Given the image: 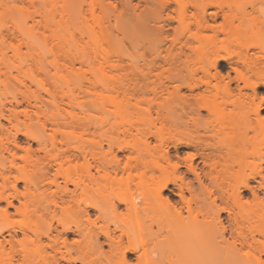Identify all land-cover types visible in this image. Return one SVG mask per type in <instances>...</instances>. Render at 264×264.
Returning <instances> with one entry per match:
<instances>
[{
  "label": "bare ground",
  "instance_id": "bare-ground-1",
  "mask_svg": "<svg viewBox=\"0 0 264 264\" xmlns=\"http://www.w3.org/2000/svg\"><path fill=\"white\" fill-rule=\"evenodd\" d=\"M41 1L14 19L20 32L28 18L52 25ZM64 2L71 46L26 53L40 69L48 53L61 61L90 111L18 113L45 100L21 89L0 109V264H264V11L254 19L238 0ZM141 31L152 58L137 72L124 58ZM107 101L110 123L96 113ZM141 102L136 120L154 127L107 139L134 127L124 113Z\"/></svg>",
  "mask_w": 264,
  "mask_h": 264
},
{
  "label": "rangeland",
  "instance_id": "rangeland-1",
  "mask_svg": "<svg viewBox=\"0 0 264 264\" xmlns=\"http://www.w3.org/2000/svg\"><path fill=\"white\" fill-rule=\"evenodd\" d=\"M34 1V3H32ZM45 8L50 19H52V25L46 27L43 23H36L31 18H28L27 24L24 26L23 33L18 30L15 25L14 19L23 16H31L36 10L35 6H41V0H0V47H4L6 56L4 60H0V109H4L7 112V108L10 107L12 102V96L15 92H21L25 90L26 93L33 98L41 97L45 99L43 102L42 109H36L28 105L26 100H23V95L18 94L19 100L22 101V105L17 107L18 113H89L90 110H84L77 102L82 100H77L73 93L64 83L62 75L69 73V69L53 60V55L48 53L46 58H44L43 69H40L37 65V55L32 57L31 54L26 53L27 49L30 47V43L37 50H45L49 52L50 50L58 51L62 49H67L71 46V29L70 23L67 19V11L65 7L64 0H44ZM239 5L246 4L248 11L253 12L252 17L257 18L259 16L263 17L264 11V0H238ZM26 17V18H27ZM24 19V18H23ZM26 20V19H24ZM250 23V22H248ZM247 26V25H246ZM142 33V34H141ZM139 32L136 40L141 38L140 42L134 41L136 44L138 42V48L134 57L124 58V63L128 64V68L133 69L137 72L140 70H148L150 67V59L152 58L151 51L146 50L150 47V43L153 42L152 37L146 34V31ZM249 33L246 34L248 37ZM150 39V41H144ZM148 38V39H147ZM152 40V41H151ZM128 45L130 41L127 40ZM147 48H146V44ZM19 45L23 51L22 57H26L21 60H13L11 58L13 51L11 45ZM133 44V43H132ZM153 44V43H152ZM136 45V46H137ZM149 45V46H148ZM130 46V45H129ZM141 46V47H139ZM145 46V47H144ZM152 46V45H151ZM132 47V46H131ZM145 48V58L141 57V52ZM135 49V48H134ZM142 49V50H141ZM136 50V49H135ZM141 50V51H140ZM159 62H161L159 60ZM115 73H118L114 70ZM168 75V73H165ZM241 84H243L241 82ZM25 85L28 87L26 88ZM63 86V91L59 87ZM49 89L50 91H48ZM245 92L252 93L249 89H244ZM259 97L264 96V87L260 86L257 89ZM134 102V101H133ZM169 105V103H167ZM149 104L147 102H141L136 107L131 108L130 111L124 113L132 117V124L134 127L126 126L129 128L128 131L122 132L120 130H111L107 132L106 138L118 139L121 143L127 141H133L137 137L141 136V131L138 130V125L142 127H147L151 129L154 127L153 123L148 120L137 121L135 116L143 115L142 107H147ZM116 106L114 103L107 101L101 110H96V113H104V118L108 123L116 120V114L114 110ZM164 111L167 106H164ZM155 115V112H153ZM262 115H264V104L261 110ZM156 125H160L157 121ZM132 127V128H131ZM1 137H6L0 134ZM21 138V137H20ZM22 140V139H21ZM107 142V140H106ZM105 148L108 149L107 143ZM179 155L184 157L189 151L187 147L179 148ZM172 153H176V150L172 147ZM107 158H111L110 152L107 154ZM238 177V176H237ZM236 177V178H237ZM236 180V179H235ZM137 181V180H136ZM135 184V183H134ZM21 188L22 185L20 184ZM168 191H166L167 193ZM247 191H244V194ZM247 194V193H246ZM12 210V209H11ZM236 210H239L236 208ZM12 220L18 221L21 217L17 214L11 216Z\"/></svg>",
  "mask_w": 264,
  "mask_h": 264
}]
</instances>
